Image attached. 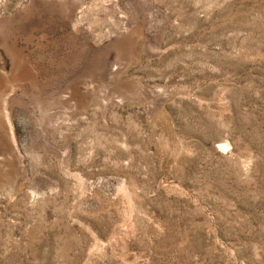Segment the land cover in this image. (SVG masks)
I'll return each mask as SVG.
<instances>
[{
	"label": "rangeland",
	"instance_id": "obj_1",
	"mask_svg": "<svg viewBox=\"0 0 264 264\" xmlns=\"http://www.w3.org/2000/svg\"><path fill=\"white\" fill-rule=\"evenodd\" d=\"M0 81V264H264V0H0Z\"/></svg>",
	"mask_w": 264,
	"mask_h": 264
},
{
	"label": "bare ground",
	"instance_id": "obj_2",
	"mask_svg": "<svg viewBox=\"0 0 264 264\" xmlns=\"http://www.w3.org/2000/svg\"><path fill=\"white\" fill-rule=\"evenodd\" d=\"M16 61V60H15ZM19 61V60H18ZM15 64H17L16 62H14ZM20 63V62H19ZM18 63V64H19ZM15 64H14V71H15V68H16V66H15ZM19 66V65H18ZM19 68V67H18ZM17 68V69H18ZM26 69V68H25ZM20 70H21V68H20ZM19 71V70H18ZM22 71V70H21ZM12 76V75H11ZM21 76V75H20ZM25 77V76H24ZM8 78H10V76L8 77ZM19 80V79H18ZM13 81H14V79H13ZM1 82V81H0ZM1 84H3V83H1ZM8 84V83H7ZM12 85H13V83H11ZM15 85V84H14ZM13 85V86H14ZM19 85V84H18ZM4 87V86H3ZM68 93V92H67ZM10 96V95H9ZM6 98V97H5ZM64 100V99H63ZM4 102V103H3ZM6 99H4V97H3V99H2V103L4 104L3 105V109L5 110L4 111V113H3V117H4V120H5V122H6V125H7V127H8V130H9V133H10V135H11V138H13V133H12V123H11V120H10V115H9V112L7 111V108H6ZM44 104V103H43ZM48 104V103H47ZM62 104H63V102H62ZM70 104V103H69ZM41 104H39V106H40ZM50 105H51V103H50ZM50 105H48L47 107L45 106V107H43V109L44 108H48V107H50ZM64 105L66 106V104L64 103ZM67 106H68V104H67ZM71 106V105H70ZM69 107V106H68ZM42 109V107H39V109ZM53 108V107H52ZM52 108H51V110H52ZM42 109V110H43ZM71 109H72V107H71ZM70 109V110H71ZM48 110V109H47ZM53 110H54V108H53ZM44 111V110H43ZM46 112V111H45ZM68 112V111H67ZM75 112V111H74ZM48 113H49V111H48ZM71 114V113H70ZM74 114V113H73ZM72 114V115H73ZM79 114V113H78ZM77 115V114H76ZM12 117V116H11ZM72 117V116H71ZM77 117V116H76ZM45 119V118H44ZM14 128V127H13ZM14 130V129H13ZM8 146V145H7ZM14 160V159H13ZM8 162V161H7ZM12 162V161H11ZM6 164V163H5ZM10 164H12V163H10ZM20 167V166H19ZM10 169V168H9ZM14 169V168H13ZM15 170V169H14ZM19 170V169H18ZM19 176V175H18ZM21 177V176H20ZM14 179H15V176H14ZM17 179V178H16ZM13 181V180H12ZM17 182V181H16ZM14 183V182H13Z\"/></svg>",
	"mask_w": 264,
	"mask_h": 264
}]
</instances>
